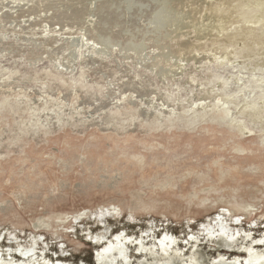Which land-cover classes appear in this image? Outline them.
I'll list each match as a JSON object with an SVG mask.
<instances>
[{
    "label": "rangeland",
    "instance_id": "1",
    "mask_svg": "<svg viewBox=\"0 0 264 264\" xmlns=\"http://www.w3.org/2000/svg\"><path fill=\"white\" fill-rule=\"evenodd\" d=\"M132 1L0 0V264H264V0Z\"/></svg>",
    "mask_w": 264,
    "mask_h": 264
},
{
    "label": "bare ground",
    "instance_id": "2",
    "mask_svg": "<svg viewBox=\"0 0 264 264\" xmlns=\"http://www.w3.org/2000/svg\"><path fill=\"white\" fill-rule=\"evenodd\" d=\"M141 1V0H140ZM139 1V2H140ZM172 1V0H171ZM182 1V0H181ZM251 1V0H250ZM249 1V2H250ZM253 1V0H252ZM153 2V1H151ZM187 2V1H186ZM257 6H261L262 2L257 1ZM115 3V2H114ZM136 2L132 0H126V6L127 9H132L134 7ZM176 3V2H175ZM234 3V2H233ZM247 3V2H246ZM173 4V3H172ZM186 4V3H185ZM253 4V3H252ZM144 4H139V7H144ZM148 5V4H147ZM248 5V4H247ZM153 6V5H152ZM154 10L152 12V15L150 16L149 23L150 26L153 28V33L157 34H163L164 38H171L173 35L179 36L183 32H186V30H191L193 35L196 37V40L202 41L206 40L208 37H210L213 32L220 34L221 29L223 28V20L219 23L217 22L212 16L205 15L199 22H194L192 18L190 17L189 12H184L183 10L175 9L172 5L170 0H154ZM180 6V5H179ZM245 7V5H243ZM137 7V5H136ZM151 7V6H150ZM250 7V6H249ZM255 7V5H254ZM258 8V7H257ZM260 8V7H259ZM184 9V8H183ZM202 9V8H201ZM216 9V7H215ZM224 9V8H223ZM264 9V8H263ZM205 10V9H204ZM217 10V9H216ZM219 10V9H218ZM225 11V10H224ZM228 11V10H227ZM261 11V10H260ZM218 12V11H217ZM91 13V12H90ZM120 13V12H119ZM150 13V11H149ZM193 14V13H192ZM227 14V13H226ZM229 15V14H228ZM225 16V15H224ZM248 16V15H247ZM148 17V16H147ZM146 17V18H147ZM219 17V16H218ZM227 17V16H226ZM229 17V16H228ZM238 17V16H237ZM225 19V18H224ZM230 19V18H229ZM239 19V18H238ZM264 17L260 15V13L255 14L253 19L249 20L248 23L251 22H259L260 24L263 22ZM148 21V20H147ZM240 21V20H239ZM238 21V22H239ZM262 21V22H261ZM103 23V22H102ZM246 24V23H245ZM258 24L257 26H259ZM136 27V26H135ZM103 29V28H102ZM124 29V28H123ZM145 29V28H144ZM150 29V28H149ZM252 29V28H251ZM250 29V30H251ZM138 31V30H137ZM146 31V30H145ZM143 32V31H142ZM146 33V32H145ZM224 33V32H223ZM109 34V33H108ZM136 34V33H135ZM144 34V33H143ZM240 34V33H239ZM245 34V33H244ZM256 34V32H255ZM107 35V34H106ZM138 35V34H137ZM101 39V46L100 51H103L104 49H107L108 47H111V45L118 46L120 50H125L126 48L131 51V53L136 54L139 58L145 57V49H146V43L143 39H140L139 41L135 42L133 39H129L124 44L113 41L109 36L104 35H98ZM128 36V35H127ZM136 36V35H135ZM143 37V36H142ZM245 37V36H244ZM243 37V38H244ZM240 38V37H239ZM241 38V39H243ZM248 38V37H247ZM127 39V38H126ZM214 39V38H213ZM219 39V38H218ZM122 42V41H121ZM183 42V41H182ZM188 42V41H187ZM214 42V41H213ZM236 42V41H235ZM166 43V42H165ZM169 43V42H168ZM203 43V42H202ZM201 43V44H202ZM122 44V45H121ZM162 44V43H161ZM205 44V43H204ZM188 45V44H186ZM194 45V44H193ZM203 45V44H202ZM207 45V44H205ZM151 46V45H150ZM195 46V45H194ZM184 49V48H183ZM149 50V49H148ZM210 51V50H209ZM152 52V51H151ZM207 52V51H206ZM155 54V52H153ZM187 53V52H186ZM211 53V52H210ZM221 54V53H220ZM171 55H177L171 53L169 46H163L160 49L159 57H162V59H169ZM192 55V54H191ZM179 56V55H177ZM184 56V55H180ZM188 57V56H187ZM214 57V56H213ZM216 57V56H215ZM224 58V57H223ZM157 59V58H156ZM161 59V60H162ZM198 59V58H197ZM199 60V59H198ZM152 61V60H151ZM169 61V60H168ZM161 62V61H160ZM160 70V74L167 73L171 71L172 66H167L166 69L164 67L158 68ZM164 75V74H163ZM138 102V101H137ZM135 104V103H134ZM202 104V103H201ZM264 108V106L262 107ZM264 111V109H262ZM39 222V221H38ZM44 223H36L35 226L38 227Z\"/></svg>",
    "mask_w": 264,
    "mask_h": 264
}]
</instances>
